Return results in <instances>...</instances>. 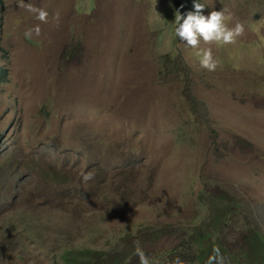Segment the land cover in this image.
I'll list each match as a JSON object with an SVG mask.
<instances>
[{"label":"rangeland","instance_id":"374dc122","mask_svg":"<svg viewBox=\"0 0 264 264\" xmlns=\"http://www.w3.org/2000/svg\"><path fill=\"white\" fill-rule=\"evenodd\" d=\"M194 2L244 26L201 40L215 71L175 35ZM18 3L0 4V264L86 249L139 264L137 246L151 264L214 249L248 264L264 236V0H24L46 23ZM207 235L211 255L191 244Z\"/></svg>","mask_w":264,"mask_h":264},{"label":"clouds","instance_id":"9594fccd","mask_svg":"<svg viewBox=\"0 0 264 264\" xmlns=\"http://www.w3.org/2000/svg\"><path fill=\"white\" fill-rule=\"evenodd\" d=\"M3 0H0V4ZM19 7L24 8L26 11L32 13L35 18L41 22H47L48 13L43 8H38L31 3H24V0H19ZM194 11H188L181 14L177 10L175 15V35L179 40L186 42L185 44L194 49H198L197 55L200 57V67L208 71H215L218 67V61L214 58L212 49L200 48L201 40L208 45L211 44H223L229 45L236 42V39L243 35L244 26L242 23L237 22L234 27H229L225 23V11L220 10L211 11L207 16L203 15V9L205 5L200 2H194ZM58 19V17H57ZM39 35L40 28L35 26L29 28L24 32L26 39H31L33 34ZM0 68L6 70L5 82L7 77V68L4 65H0ZM1 82L0 84H2ZM80 176L83 181L87 182L93 178L91 172H81ZM214 255L209 258L208 264H225L224 258L220 255L218 249H214ZM136 255L139 257V264H151L150 259L145 255L144 251L137 246ZM167 264H185L179 257H175L172 260L167 261Z\"/></svg>","mask_w":264,"mask_h":264},{"label":"trees","instance_id":"16d2710c","mask_svg":"<svg viewBox=\"0 0 264 264\" xmlns=\"http://www.w3.org/2000/svg\"><path fill=\"white\" fill-rule=\"evenodd\" d=\"M5 75H6V70L4 68H0V83L4 81ZM208 237L210 236L207 235L206 237H200L199 239L192 237L194 242L191 244L197 245V249L199 253L203 252V253H207L208 255H211L212 252L208 250L211 247L206 249V251L204 250L206 244L209 243L207 242L208 239L205 240V238H208ZM248 240L250 243L251 250L254 251L253 256L248 258L249 259L248 264H258L256 263L257 262L256 260L264 256V236L261 233H255L254 235H251L250 238H248ZM255 243L258 244L257 246L258 248L254 247ZM94 255L95 257L103 259V254L97 253L95 251L93 252L87 249L84 250L83 252L77 251V250L66 251L65 254H62V259H63L64 264H95L92 259ZM199 261L201 262V260Z\"/></svg>","mask_w":264,"mask_h":264}]
</instances>
